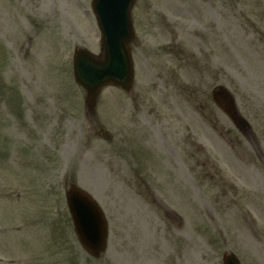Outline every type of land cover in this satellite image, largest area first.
<instances>
[{
    "label": "rangeland",
    "instance_id": "1",
    "mask_svg": "<svg viewBox=\"0 0 264 264\" xmlns=\"http://www.w3.org/2000/svg\"><path fill=\"white\" fill-rule=\"evenodd\" d=\"M90 3L0 0V264H264V0H135L132 85L91 112L72 77L75 47L102 52ZM70 184L107 220L99 258Z\"/></svg>",
    "mask_w": 264,
    "mask_h": 264
},
{
    "label": "water",
    "instance_id": "2",
    "mask_svg": "<svg viewBox=\"0 0 264 264\" xmlns=\"http://www.w3.org/2000/svg\"><path fill=\"white\" fill-rule=\"evenodd\" d=\"M134 0H92V9L101 33L103 54L95 57L82 48L72 55L73 78L86 91L85 104L92 111L100 89L112 84L123 89L131 86L132 59L128 44L133 37L130 9ZM213 100L229 116L234 101L223 88L212 92ZM66 205L74 232L81 246L93 257H99L107 245V223L97 203L74 185L65 191ZM222 264H240L232 253L222 256Z\"/></svg>",
    "mask_w": 264,
    "mask_h": 264
}]
</instances>
